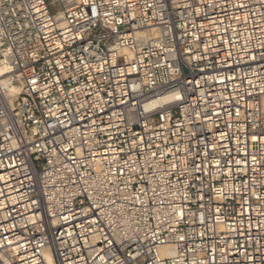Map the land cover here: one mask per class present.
<instances>
[{
  "label": "built area",
  "instance_id": "2783aa9c",
  "mask_svg": "<svg viewBox=\"0 0 264 264\" xmlns=\"http://www.w3.org/2000/svg\"><path fill=\"white\" fill-rule=\"evenodd\" d=\"M0 264H264V0H0Z\"/></svg>",
  "mask_w": 264,
  "mask_h": 264
},
{
  "label": "bare ground",
  "instance_id": "6f19581e",
  "mask_svg": "<svg viewBox=\"0 0 264 264\" xmlns=\"http://www.w3.org/2000/svg\"><path fill=\"white\" fill-rule=\"evenodd\" d=\"M47 259H48V262H49V263H51V262L53 261L52 258H51L50 256H48Z\"/></svg>",
  "mask_w": 264,
  "mask_h": 264
}]
</instances>
